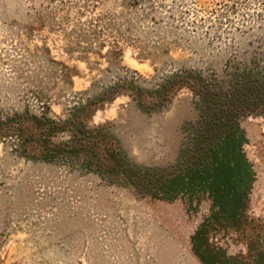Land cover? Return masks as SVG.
Returning <instances> with one entry per match:
<instances>
[{
    "label": "rangeland",
    "instance_id": "rangeland-1",
    "mask_svg": "<svg viewBox=\"0 0 264 264\" xmlns=\"http://www.w3.org/2000/svg\"><path fill=\"white\" fill-rule=\"evenodd\" d=\"M0 264H264V0H0Z\"/></svg>",
    "mask_w": 264,
    "mask_h": 264
},
{
    "label": "trees",
    "instance_id": "trees-1",
    "mask_svg": "<svg viewBox=\"0 0 264 264\" xmlns=\"http://www.w3.org/2000/svg\"><path fill=\"white\" fill-rule=\"evenodd\" d=\"M38 124H40V123H38ZM46 124H48V123H45V124H41V125H46ZM43 126V127H44ZM47 127H46V131H44L45 133H46V137H44V138H46L47 140V142L49 141V140H51L52 139V137H53V135H52V130H51V128L48 126V125H46ZM17 133H18V135L20 136L21 135V137H22V139H24V144L28 141V140H30V137L27 135L28 133H31V131L28 129V130H26V129H24V128H22V129H17ZM33 133H34V131H33ZM49 137V138H48ZM75 138H77V136H74ZM74 143V145H73V149H77L78 151H79V149L81 148V149H83V145H82V142L80 141V143H79V140H74L73 141ZM40 144V143H39ZM42 144H46V143H42ZM40 146V145H39ZM47 149V148H46ZM80 149V150H81ZM77 150H74V151H71L72 153L73 152H77Z\"/></svg>",
    "mask_w": 264,
    "mask_h": 264
}]
</instances>
